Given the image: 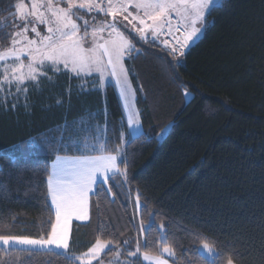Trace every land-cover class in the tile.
Instances as JSON below:
<instances>
[{"label": "trees", "instance_id": "trees-1", "mask_svg": "<svg viewBox=\"0 0 264 264\" xmlns=\"http://www.w3.org/2000/svg\"><path fill=\"white\" fill-rule=\"evenodd\" d=\"M17 1L0 0V20L8 16L11 21L6 10ZM135 41L141 54L126 57L125 66L133 74V87L143 86L137 107L151 142L136 141L127 149L131 192L117 181L106 186L113 188L111 194L105 189L90 196L89 220L72 224V253L85 252L98 235L134 239L139 218L132 197L139 189L142 203L146 197L147 210L161 213L169 242L183 253L176 264H203L194 251L201 240L192 232L217 243L221 257L216 264H225L229 253L238 254L236 264H264V0H224L208 16L201 38L186 51L182 67H173L176 61L157 43ZM6 45L0 39V48ZM57 81L52 87L44 80L33 96L30 91L27 110L23 100L15 111L0 108V234L38 238L55 222L44 167L57 154L74 153L32 147V138H55L65 124V142H82L88 133L81 128L93 126L95 134L97 124L115 129V136L105 131L109 140L119 137L122 111L111 85L103 92L80 93L76 78L69 81L67 74H59ZM186 90L192 94L188 103ZM58 98L65 103L57 105ZM89 114L96 119L78 125ZM173 121L170 133L158 139ZM160 220L157 216L149 240L158 239ZM111 254L108 249L105 256ZM0 264L67 261L51 254L13 252Z\"/></svg>", "mask_w": 264, "mask_h": 264}, {"label": "snow or ice", "instance_id": "snow-or-ice-1", "mask_svg": "<svg viewBox=\"0 0 264 264\" xmlns=\"http://www.w3.org/2000/svg\"><path fill=\"white\" fill-rule=\"evenodd\" d=\"M223 3L224 0H18L10 4L6 11L11 21L8 16L0 20V39L7 40V45L0 48V62H4L0 75V107L7 110L11 98L14 100L12 110L21 100L27 110L30 88L39 91L44 80L54 83L57 74L64 73L69 81L73 78L80 81V93L102 91L106 83L114 82L122 104V117L119 137L115 140H109L104 135L110 130L115 136L114 128L102 129L98 124L94 126L95 134L93 126L81 128L88 133L82 142L79 138L65 142L66 124L58 129L59 135L55 138H32V147L43 145L52 153L72 152L74 155L57 154L50 167H44L46 195L55 213L51 230L38 238L0 234V261L5 255L16 252L28 256L35 253L63 256L67 264L74 261L92 264L94 260L105 264L101 259L105 249L113 252L117 264H121L120 257L125 253L128 259L122 264H140V257L145 264H169L168 258L176 264L178 259L183 258L176 244L169 242L165 218L156 210H147V198L142 203L139 189L135 199L139 226L134 250L128 247V239H104L98 235L95 243L85 252L73 254L69 242L70 225L74 220H89L90 196L104 194L110 182L115 184L119 181L117 186L128 185L131 192L127 149L136 141L151 142L152 137L144 132L142 113L136 106L138 90L144 91L143 86L141 84L139 89L133 87L130 79L133 74L125 67L126 57L134 59L141 54L135 37L130 33H136L139 40L145 43H162L167 54L176 61L173 67H182L179 57L185 56L186 50L200 39L208 16ZM122 21L127 22L124 28L131 26L129 32L121 30ZM41 25L47 35L38 30ZM7 28L11 30L5 32ZM29 32L39 39L30 38ZM164 36L170 39H161ZM93 74L98 75V82L88 79ZM67 95L71 106V84ZM191 95L185 91L186 103L190 102L188 97ZM64 103L63 98L56 100L57 105ZM125 117L126 130L123 128ZM93 119H96V114H89L87 119L82 118L77 123L86 125L88 120ZM107 124L105 112V126ZM173 126L174 121L161 129L157 138L168 135ZM0 188H3L2 184ZM106 191L111 194L113 188L107 187ZM157 216H161L158 239L152 241L148 235L156 227ZM191 235L201 240L200 248L194 251L203 264H216L221 257L217 243L196 232ZM237 257V253H229L225 264H236Z\"/></svg>", "mask_w": 264, "mask_h": 264}, {"label": "rangeland", "instance_id": "rangeland-1", "mask_svg": "<svg viewBox=\"0 0 264 264\" xmlns=\"http://www.w3.org/2000/svg\"><path fill=\"white\" fill-rule=\"evenodd\" d=\"M18 2V1H17ZM134 11V10H133ZM100 19L102 20V19H104L103 17H100ZM110 19V18H109ZM127 22L126 21H122V23H121V30L122 31H125L126 33L127 32H129V29L131 28V26L129 25L127 28H124V24H126ZM38 30H41L42 31V34L43 35H47V32L43 29V25H41L40 26V28L38 29ZM203 34V33H202ZM202 34H201V36H202ZM29 37L30 38H35V39H39L38 37H35V34L34 33H31V32H29ZM106 35V34H105ZM130 35L131 36H133V37H135V39H137V40H139V37H138V35L136 34V33H134V32H132V33H130ZM201 36H200V38H201ZM89 39H91V37H89ZM161 39H170L169 37H167V36H164V37H161ZM155 43H157L158 45H160V46H162L163 47V45H162V43H158V42H155ZM188 50V49H187ZM186 50V51H187ZM22 59H24V60H26L27 58L26 57H22ZM179 59L182 61V64H183V60H184V56L183 57H179ZM9 63L11 62V61H8ZM3 63L4 62H0V75H2V70H3ZM126 67V66H125ZM127 68V67H126ZM51 74V73H50ZM60 74H64V73H60ZM58 77H59V74H57V78L55 79V81H54V83H52V82H49V81H47V80H45L46 82H47V84H49V85H51L52 87L53 86H55V85H57L58 84ZM90 81H93V80H95L96 82H98V75H96V74H93V77H89L88 78ZM107 85H111L113 88H114V90H115V93H116V95H117V98H118V100H119V95H118V91L115 89V86H114V82H111V83H106V86ZM105 86V87H106ZM15 89L13 88V91H14ZM30 94L33 96V94L34 93H36V92H34V90H32L31 88H30ZM104 90H102L101 92H103ZM35 98V97H34ZM190 97H188V99H189ZM14 103V100L13 99H9L8 100V103H7V107H9L10 109H12V104ZM119 103H120V107H121V111H122V104H121V102H120V100H119ZM18 106V105H17ZM137 106V105H136ZM1 108V107H0ZM8 108V109H9ZM7 109V110H8ZM16 109H17V107H16ZM15 109V110H16ZM137 109H138V107H137ZM3 109H0V115H1V111H2ZM7 110H4L5 112L7 111ZM15 110H12V111H15ZM139 110V109H138ZM124 121H125V124H126V126H127V123H126V117L124 118ZM143 127V126H142ZM144 130V129H143ZM159 136V135H158ZM163 137H160L159 139H162ZM94 142V141H93ZM135 199H136V196L134 195L133 197H132V205L134 206V210H135V212H136V209H135ZM50 200V199H49ZM50 204H51V201H50ZM53 210V212H54V209H52ZM55 214V213H54ZM134 218H135V216H134ZM74 222H78V223H84V222H80V221H72V223H71V225H70V239H71V228H72V224L74 223ZM87 222V221H86ZM137 238H138V234L135 236V238L134 239H132L131 241H130V244H129V246L128 247H131L132 248V250H134V245H135V242H136V240H137ZM69 242H70V240H69ZM201 245V244H200ZM200 245L197 247V249L198 248H200ZM107 250L108 249H105V251H104V253H102L101 254V259H103L104 260V262H105V264H109V262H111V264H117V262H116V258H115V256H114V254H111V255H108V256H105V253L107 252ZM126 259H128L127 257H126V253L124 254V255H122L121 257H120V261H121V264H122V262L123 261H125ZM133 259H135V258H133ZM140 259V262L142 263V264H145V262H143V260H142V257H140L139 258ZM169 259V264H172L171 263V261H170V259L171 258H168ZM78 262V261H77ZM79 263V262H78ZM92 264H98V261H92Z\"/></svg>", "mask_w": 264, "mask_h": 264}, {"label": "crops", "instance_id": "crops-1", "mask_svg": "<svg viewBox=\"0 0 264 264\" xmlns=\"http://www.w3.org/2000/svg\"><path fill=\"white\" fill-rule=\"evenodd\" d=\"M19 106V105H18ZM55 160V159H54ZM52 164V163H51Z\"/></svg>", "mask_w": 264, "mask_h": 264}]
</instances>
